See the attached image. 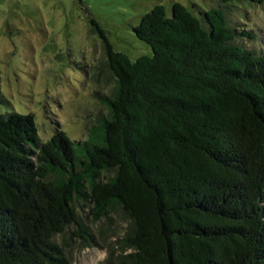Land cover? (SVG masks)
Returning <instances> with one entry per match:
<instances>
[{
    "label": "trees",
    "instance_id": "1",
    "mask_svg": "<svg viewBox=\"0 0 264 264\" xmlns=\"http://www.w3.org/2000/svg\"><path fill=\"white\" fill-rule=\"evenodd\" d=\"M218 2L155 6L137 60L98 28L116 83L87 139L0 114V264H71L57 240L77 202L94 224L128 218L106 264H264V52L228 11L264 0Z\"/></svg>",
    "mask_w": 264,
    "mask_h": 264
},
{
    "label": "rangeland",
    "instance_id": "2",
    "mask_svg": "<svg viewBox=\"0 0 264 264\" xmlns=\"http://www.w3.org/2000/svg\"><path fill=\"white\" fill-rule=\"evenodd\" d=\"M174 2L213 7L218 0H0V114H32L40 139L58 131L85 140L90 127L108 115L98 94L111 95L116 78L110 69L100 30L118 52L132 60L152 56L149 44L134 31L157 5L171 14ZM235 23L254 29L248 44L264 52V8L232 4ZM241 19H243L241 21ZM79 225L58 238L71 264H106L120 252L128 218L92 222L90 207L76 203ZM90 229L94 244L84 247ZM87 238V237H86ZM112 254L114 256H112Z\"/></svg>",
    "mask_w": 264,
    "mask_h": 264
}]
</instances>
